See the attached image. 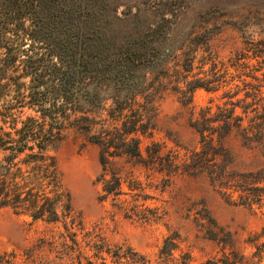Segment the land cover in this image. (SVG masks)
Returning a JSON list of instances; mask_svg holds the SVG:
<instances>
[{
    "label": "trees",
    "instance_id": "16d2710c",
    "mask_svg": "<svg viewBox=\"0 0 264 264\" xmlns=\"http://www.w3.org/2000/svg\"><path fill=\"white\" fill-rule=\"evenodd\" d=\"M179 19L166 12L146 23L140 10L121 18L114 0H0V210L62 228L42 240L55 259L41 264L190 261L188 254L176 255L177 233L149 256L127 242H110L98 225L85 226L59 164L58 147L71 131L99 147V201L110 200L124 218L148 222L160 216L158 208L146 205L153 199L147 189L153 186H145L134 171L125 172L119 161L162 175L165 186L179 175L205 177L235 206L253 208L264 201V167L241 170L233 146L236 142L241 150L264 156L262 84L244 80L245 89L225 91L215 110L202 108L196 118L193 110L190 126L200 137L198 149L163 155L162 145L153 143L146 156L142 152L141 138L153 137L158 129V101L167 89L163 79L178 54L168 42ZM249 45L245 62L238 58L230 66L237 76L210 54L190 80L196 57L190 58L185 86L178 82L175 89L183 104H190L198 89L219 92L236 77L263 83L264 39ZM208 61L211 69L205 71ZM215 227L210 239L222 251L204 264H263L264 243L253 244L256 250L248 257L237 249L231 232ZM10 261L0 255V264Z\"/></svg>",
    "mask_w": 264,
    "mask_h": 264
},
{
    "label": "rangeland",
    "instance_id": "374dc122",
    "mask_svg": "<svg viewBox=\"0 0 264 264\" xmlns=\"http://www.w3.org/2000/svg\"><path fill=\"white\" fill-rule=\"evenodd\" d=\"M118 16L128 18L141 11L146 23L159 17L160 13L174 12L180 19L174 22L173 37L168 42L177 51L169 66L163 82L167 88L158 101V129L151 138L142 137L141 149L146 156L147 147L153 143L162 145V154L184 149L194 150L200 147V137L190 126L192 112L194 118L207 106L223 104L225 91L245 89V80L257 83L252 78H235L229 86L219 92L198 89L192 102L184 105L182 94L175 90L183 88L186 62L196 57L194 69L188 75L201 72L200 60L215 56L218 62L230 68L232 76H237L231 64L250 54L252 40L264 39V0H114ZM148 9V12H144ZM206 44V45H203ZM211 54V56H210ZM247 62V61H246ZM204 70L211 69V63ZM255 61H251L254 64ZM185 65V66H184ZM249 72V71H246ZM203 77V75H201ZM231 78H228V81ZM247 91H251L248 87ZM245 91L239 98H243ZM252 100L249 99L248 102ZM187 102V100H186ZM241 114V110H238ZM235 151L239 155L241 170H257L264 167V156L258 152L241 150L235 142ZM100 150L89 143L85 136L71 131L58 147L60 168L64 174V183L72 194L76 211L81 215L85 226L92 229L98 225L112 243L127 242L137 251L149 256L155 255L164 240L177 233L179 250L176 255L188 254V264H204L221 254L222 246L210 239V229L218 226L221 232H231L237 249L251 256L256 248L253 244L264 243V237L255 241V237L264 233V201L253 208L230 204L227 197L215 188L205 177L179 175L169 186H165L163 176L148 172L140 165L119 161V167L125 172L134 171L135 176L152 189L147 192L153 196L146 205L159 209L160 218L148 222L124 218L113 207L112 202H100L102 185L97 182L101 174ZM150 175V176H149ZM124 190H128L127 184ZM238 198V194L234 199ZM60 226L34 222L30 217L17 215L10 209L0 210V255H8L10 264H41L42 261L55 259L49 247L42 240H50ZM35 250V253H34ZM264 264V262H263Z\"/></svg>",
    "mask_w": 264,
    "mask_h": 264
}]
</instances>
